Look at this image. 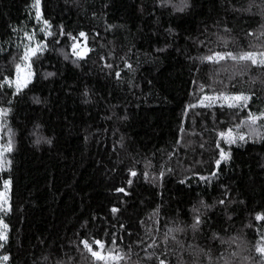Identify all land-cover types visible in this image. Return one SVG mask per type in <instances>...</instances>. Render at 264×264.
I'll use <instances>...</instances> for the list:
<instances>
[{"label":"trees","instance_id":"obj_1","mask_svg":"<svg viewBox=\"0 0 264 264\" xmlns=\"http://www.w3.org/2000/svg\"><path fill=\"white\" fill-rule=\"evenodd\" d=\"M34 5L0 0V264H103L84 240L119 264H264V67L203 59L264 52V0Z\"/></svg>","mask_w":264,"mask_h":264},{"label":"snow or ice","instance_id":"obj_2","mask_svg":"<svg viewBox=\"0 0 264 264\" xmlns=\"http://www.w3.org/2000/svg\"><path fill=\"white\" fill-rule=\"evenodd\" d=\"M37 9L36 12V17L39 20L41 18V14L39 11V6H40V0H35V5H34ZM45 24H47V22L45 21ZM63 34V33H62ZM48 35H51V33H48ZM251 35V33H250ZM81 37L85 36V33L81 32L80 33ZM29 39H31V37H29ZM73 49L75 50L78 45L77 44H73L72 45ZM40 49V45H37L36 48H29L25 51L24 56L22 57L23 60L27 61L30 60V58L32 56H35L37 54V51ZM75 55H77L78 57H83V55L86 54V52H74ZM203 59L209 61V62H214V63H219L220 61L226 60V59H231L233 61H237V62H248L250 61L252 65L254 66H259V67H264V52H260V53H254V52H244L240 55H233L232 53L228 52V53H214L213 55L204 57ZM17 72L20 73L22 71L21 65H17ZM30 73L21 78L18 76V80H17V92H19L21 90L22 86H26L28 79L30 77ZM49 75H52V73H49ZM225 100H231V101H235V102H243V104H247V102L251 99V97L249 96H245V95H237V96H231V97H227L224 96L222 97ZM217 97H209V96H205L203 98L204 101H214L216 100ZM203 102V101H202ZM229 107H237L239 106L237 103H229L228 104ZM0 113L6 114L7 110H3L0 109ZM258 119H264V113H262L260 116H256L253 113H249V120L251 121L252 124H255L256 121ZM222 138H224L228 143H235L236 142V138L232 137V133L231 131H229L228 133H221L220 134ZM239 140H244L245 137L244 136H239L238 137ZM217 147H219V145H217ZM0 148H2V151H0V156L3 155V153L5 152H10L12 150V145L11 142H9V144L7 146H0ZM220 156H221V160H226L229 158L228 153L224 152L223 149H221L220 151ZM221 160H217L216 163L219 166L221 163ZM131 175L135 176L136 173L132 172ZM202 179H204L202 177ZM131 180L129 181V184H131ZM8 182H5V186L7 187ZM118 192H124L123 188L117 189ZM0 197H3V194L0 193ZM6 203V201H5ZM220 203H224L223 200L220 201ZM0 211H7V209H5L2 205H0ZM118 209L113 208L112 212L115 213L117 212ZM256 220L257 221H264V215H257L256 216ZM200 223L199 217L196 218V224L193 225V227H196V225H198ZM7 230H8V225L4 224L2 221H0V241H3L4 243L7 242ZM81 243L84 245V248L91 254V256L95 259V261H100L103 262V264H109V261L115 262V264H119V261L123 260L124 257L120 255L119 251L117 249L114 248H106L105 243L101 240H94L91 243L87 240L81 241ZM113 244H115V240H113L112 242ZM93 244L96 245V250L93 249ZM0 247H3V243H0ZM257 252L261 253L262 255H264V247H257ZM3 261H7L9 259L8 256H3L2 258ZM160 264H164V261L161 260Z\"/></svg>","mask_w":264,"mask_h":264},{"label":"rangeland","instance_id":"obj_3","mask_svg":"<svg viewBox=\"0 0 264 264\" xmlns=\"http://www.w3.org/2000/svg\"><path fill=\"white\" fill-rule=\"evenodd\" d=\"M36 47H37V44H34L32 47H29V48H36ZM19 65H21L22 71L20 73H18L17 72V68H15V71H14L13 76L5 81V83L7 85L12 86L14 88H17L18 76L21 77V78H23V77L27 76L30 73L29 67H28V60L27 61L24 60V62L21 63V64H19ZM30 77H31V75H30ZM30 77H29V79H30ZM0 193L3 194V197H0V205H2L5 209H8V193H7V188L5 190H3V191H0ZM5 201H6V203H5ZM5 213H6V211H0V221H2V216Z\"/></svg>","mask_w":264,"mask_h":264}]
</instances>
